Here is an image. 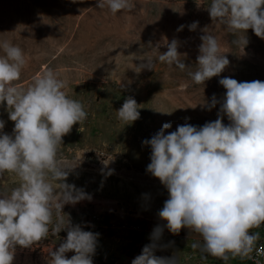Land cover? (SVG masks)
Here are the masks:
<instances>
[{"label":"rangeland","instance_id":"rangeland-1","mask_svg":"<svg viewBox=\"0 0 264 264\" xmlns=\"http://www.w3.org/2000/svg\"><path fill=\"white\" fill-rule=\"evenodd\" d=\"M134 8L113 15L96 7L97 0H0V40L20 46L27 63L20 79L13 84L27 87L33 76L51 68L67 80V95L82 102L87 119L73 125L58 149V159L75 167L67 183L91 196L76 204L64 205L62 211L73 225L98 233L93 264H131L151 234L166 221L158 216L167 189L146 171L151 148L143 144L163 126L168 132L189 123L203 126L218 118L220 105L208 111L201 104L213 94L222 99L226 89L219 84L224 77L238 82L264 81V41L251 29L246 31L247 45L235 46L236 38L225 25L212 22L206 8L211 0H132ZM198 21L196 31L187 25ZM185 25L182 31H177ZM208 27L230 63L219 76L195 84L174 65L158 61L167 51L166 43L176 38L178 51L186 65L195 68L201 29ZM237 35H244L238 33ZM151 42V44H149ZM159 45V46H157ZM229 52V53H228ZM0 55H3L0 50ZM152 58L154 68L135 67ZM132 97L141 108L140 118L126 125L117 118L125 99ZM0 130L11 134L6 102L0 105ZM225 125L230 122L223 116ZM18 186L13 173L0 175V190ZM141 227L136 228V225ZM251 233H259L264 242V224ZM67 232L51 234L31 248L15 249L13 264H47L48 251L66 239ZM201 237L182 228L172 234L166 227L158 241L155 255L179 257V264H225L208 256L202 260L191 244ZM75 255L70 251L66 258ZM227 264H252L240 257Z\"/></svg>","mask_w":264,"mask_h":264},{"label":"clouds","instance_id":"clouds-1","mask_svg":"<svg viewBox=\"0 0 264 264\" xmlns=\"http://www.w3.org/2000/svg\"><path fill=\"white\" fill-rule=\"evenodd\" d=\"M96 7L115 15L131 11L134 5L132 0H97ZM206 10L212 22L236 35L231 42L235 46L247 45L248 29L264 39V0H211ZM198 25L194 21L187 27L196 31ZM201 31L194 69L181 60L176 38L157 57L186 72L197 85L219 76L230 63L208 27ZM0 50V105L6 102L8 118L14 122L11 134L0 131V175L7 172L18 178L17 187L0 190V264H13L17 246L31 248L61 231L67 232L66 239L55 250L49 249L47 264H93L99 234L73 225L62 211L64 205L91 196L66 182L75 167L58 159L62 138L87 119L84 105L67 95V80L51 68L33 76L27 87L14 85L27 63L25 53L7 39L0 40ZM145 59L135 67L137 73L154 68L153 59ZM219 84L226 89L222 99L213 94L210 102L201 104L208 111L220 105L215 121L199 127L185 123L167 134L172 125L164 123L143 144L151 148L146 171L169 194L158 211L167 222L163 227L174 235L182 228L198 234L201 240L191 244L192 250H198L202 260L211 256L227 264L231 258H252L260 235L250 230L264 224V81L224 77ZM139 108L128 97L116 111L117 118L129 125L140 118ZM4 127L0 120V130ZM163 227L154 228L152 243L131 264H179L175 254H154ZM70 251L75 255L69 259L65 253Z\"/></svg>","mask_w":264,"mask_h":264},{"label":"built area","instance_id":"built-area-1","mask_svg":"<svg viewBox=\"0 0 264 264\" xmlns=\"http://www.w3.org/2000/svg\"><path fill=\"white\" fill-rule=\"evenodd\" d=\"M141 225H136V228ZM251 259H247L252 264H264V242L258 241L255 250L251 253Z\"/></svg>","mask_w":264,"mask_h":264},{"label":"bare ground","instance_id":"bare-ground-1","mask_svg":"<svg viewBox=\"0 0 264 264\" xmlns=\"http://www.w3.org/2000/svg\"><path fill=\"white\" fill-rule=\"evenodd\" d=\"M262 40L264 41V39H262ZM228 53H229V52H228ZM229 54H231V53H229ZM229 54H228V55H229ZM228 55H227V56H228Z\"/></svg>","mask_w":264,"mask_h":264},{"label":"trees","instance_id":"trees-1","mask_svg":"<svg viewBox=\"0 0 264 264\" xmlns=\"http://www.w3.org/2000/svg\"><path fill=\"white\" fill-rule=\"evenodd\" d=\"M256 228H253V230H255Z\"/></svg>","mask_w":264,"mask_h":264}]
</instances>
